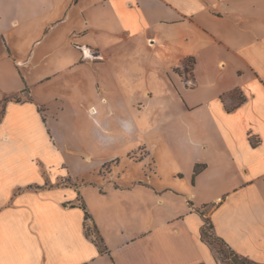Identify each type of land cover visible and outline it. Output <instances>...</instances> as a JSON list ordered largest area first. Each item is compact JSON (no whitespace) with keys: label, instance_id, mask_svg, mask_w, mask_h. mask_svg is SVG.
Listing matches in <instances>:
<instances>
[{"label":"crops","instance_id":"obj_1","mask_svg":"<svg viewBox=\"0 0 264 264\" xmlns=\"http://www.w3.org/2000/svg\"><path fill=\"white\" fill-rule=\"evenodd\" d=\"M62 135L149 159L56 176ZM206 217L264 264V0H0V264H217Z\"/></svg>","mask_w":264,"mask_h":264},{"label":"rangeland","instance_id":"obj_2","mask_svg":"<svg viewBox=\"0 0 264 264\" xmlns=\"http://www.w3.org/2000/svg\"><path fill=\"white\" fill-rule=\"evenodd\" d=\"M184 68V75H186L184 80L191 81L190 77H188L191 67L187 66ZM186 85L192 86L193 82L191 81L190 84L186 83ZM57 89L59 91H57L60 98L59 100H61L60 103L65 105V109L67 110V114L64 117L65 126L67 125L70 127V125L76 121L75 117L72 116V110L75 106L76 96L73 92L64 90L61 87ZM68 131L69 130H67V132ZM61 133H65V130ZM59 138L61 140L65 139V142L68 146L56 147L55 149L47 148L46 150L47 162L53 166V171H58L57 173L53 172L56 176H61L66 172H69L70 176L77 177L79 180L86 182L88 179H91L93 175L96 176L110 174V172L113 170V165L117 164L119 170L124 171L130 169L128 168V165L131 162H138L144 158L149 159V153L144 147H139L134 151L127 152L128 147H130L129 144H131L129 142L124 145L123 143L119 142L115 145H111L110 147H99L95 145L87 149V145L85 143L76 145V140L78 137L73 140L74 137H71L70 135H62L59 136ZM99 163H102L101 167H98L96 170H94V166L98 165ZM131 170L134 171L133 168ZM117 173H119V171H117ZM204 220L203 236L204 239H206L211 245L217 264H257L234 254L220 239L216 238L212 234L210 220L207 217ZM86 230L88 232V230L91 231L93 229L90 226H86ZM93 231L95 232V230ZM97 242H99L98 238Z\"/></svg>","mask_w":264,"mask_h":264},{"label":"trees","instance_id":"obj_3","mask_svg":"<svg viewBox=\"0 0 264 264\" xmlns=\"http://www.w3.org/2000/svg\"><path fill=\"white\" fill-rule=\"evenodd\" d=\"M186 69V68H185ZM254 144V143H253ZM203 168V165H199L197 164L195 167H194V171H193V175L195 176L198 172H200V170ZM85 217L87 218L88 217V214L85 213ZM204 235V230H202V236ZM204 237V236H203ZM97 245L99 247L100 250L103 251V246L101 244V240H99V242H97Z\"/></svg>","mask_w":264,"mask_h":264},{"label":"built area","instance_id":"obj_4","mask_svg":"<svg viewBox=\"0 0 264 264\" xmlns=\"http://www.w3.org/2000/svg\"><path fill=\"white\" fill-rule=\"evenodd\" d=\"M185 83L190 84L191 81L187 80V81H185ZM87 234H88V237H90L91 239H93L97 243V238L98 237H97L96 233L93 230H91V231L88 230Z\"/></svg>","mask_w":264,"mask_h":264},{"label":"bare ground","instance_id":"obj_5","mask_svg":"<svg viewBox=\"0 0 264 264\" xmlns=\"http://www.w3.org/2000/svg\"><path fill=\"white\" fill-rule=\"evenodd\" d=\"M92 112V111H91ZM93 113V112H92Z\"/></svg>","mask_w":264,"mask_h":264}]
</instances>
